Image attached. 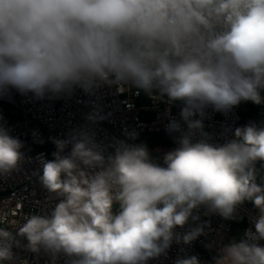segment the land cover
<instances>
[{
    "label": "clouds",
    "instance_id": "clouds-1",
    "mask_svg": "<svg viewBox=\"0 0 264 264\" xmlns=\"http://www.w3.org/2000/svg\"><path fill=\"white\" fill-rule=\"evenodd\" d=\"M105 88L165 105L177 147L157 158L87 127L51 137L52 158L33 173L44 201L21 221L0 218V264H29L14 249L46 264H151L208 235L202 215L234 220L246 202L252 226L205 247L211 264H264V120L220 141L204 123L209 108L264 105V0H0V98ZM101 112L96 104L88 121ZM2 121L0 184L30 159ZM180 252L173 264H202Z\"/></svg>",
    "mask_w": 264,
    "mask_h": 264
},
{
    "label": "built area",
    "instance_id": "built-area-1",
    "mask_svg": "<svg viewBox=\"0 0 264 264\" xmlns=\"http://www.w3.org/2000/svg\"><path fill=\"white\" fill-rule=\"evenodd\" d=\"M98 104L101 114L105 119L95 124L90 123L88 115ZM243 103L228 113H219L211 108L207 109L205 131L215 140H222L221 133L227 129L243 126L251 121L244 115ZM262 109L264 120V105ZM165 105L154 104L143 94L137 95L134 91L118 94L115 89H102L97 96L89 97L77 90L71 96L45 98L34 100L31 96H21L14 90L10 95L0 98V116L3 123L11 130L13 136L24 141L23 151L26 160L22 171L7 181L0 184V218L6 222L21 221L23 214L39 211L36 202H43L45 193L35 181L33 173L40 168L44 159H51L55 146L51 137L64 138L70 131L87 129L95 135L98 142L111 143L117 140H127L128 143L144 144L153 157L162 156L177 147L175 139L165 130L167 117L164 115ZM171 115L179 119V107L171 109ZM163 135L170 139V146H149L146 137ZM230 135V133H229ZM162 162V161H161ZM20 199L23 207L16 204L15 199ZM256 215V210L250 203H245L236 212L234 220H223L219 216H201L208 220L211 230L208 235L194 241L191 246L172 245L167 257L152 261L151 264H173L184 248L188 255H198L202 264H211V254L205 247L214 242H228L232 238L239 239L244 230L251 227V220ZM21 259H26L29 264H46L47 257L37 259L33 254L14 249ZM59 264H63L61 260Z\"/></svg>",
    "mask_w": 264,
    "mask_h": 264
},
{
    "label": "trees",
    "instance_id": "trees-1",
    "mask_svg": "<svg viewBox=\"0 0 264 264\" xmlns=\"http://www.w3.org/2000/svg\"><path fill=\"white\" fill-rule=\"evenodd\" d=\"M244 115L251 118V121H258L260 117H262V109H260L257 105H254L251 102L243 103ZM146 143L149 146L153 145H163L164 147L170 146V139H167L163 135H152L146 137Z\"/></svg>",
    "mask_w": 264,
    "mask_h": 264
}]
</instances>
